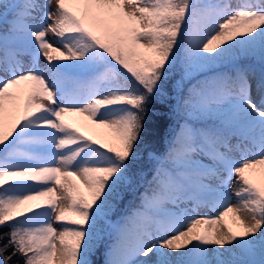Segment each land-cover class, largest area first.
I'll return each mask as SVG.
<instances>
[{
    "label": "snow or ice",
    "instance_id": "obj_1",
    "mask_svg": "<svg viewBox=\"0 0 264 264\" xmlns=\"http://www.w3.org/2000/svg\"><path fill=\"white\" fill-rule=\"evenodd\" d=\"M54 2L0 0V264H264V0Z\"/></svg>",
    "mask_w": 264,
    "mask_h": 264
},
{
    "label": "trees",
    "instance_id": "obj_2",
    "mask_svg": "<svg viewBox=\"0 0 264 264\" xmlns=\"http://www.w3.org/2000/svg\"><path fill=\"white\" fill-rule=\"evenodd\" d=\"M201 79V76L195 75L191 81H187L185 83V89L190 88L194 85H196ZM175 125V120L169 118V114L164 112L160 105H156L153 111V114L150 115V122H149V133L150 138H154L156 142L160 145L162 148L163 145L166 143L167 138L171 132V127ZM125 204H127V201H125ZM121 212L124 211V208L122 207L120 209ZM114 220L118 219V216L113 217ZM9 231L8 227H2L0 228V235H3ZM7 242V237L4 236V239L0 241V247H2L3 243ZM111 243V240L109 238H105L102 244L99 245L98 250L93 254L91 257L92 264H104V261L106 259V249L107 246ZM11 249H9V252ZM21 261V258L19 256L14 257L12 264H19Z\"/></svg>",
    "mask_w": 264,
    "mask_h": 264
},
{
    "label": "rangeland",
    "instance_id": "obj_3",
    "mask_svg": "<svg viewBox=\"0 0 264 264\" xmlns=\"http://www.w3.org/2000/svg\"><path fill=\"white\" fill-rule=\"evenodd\" d=\"M39 2L43 3V0H39ZM232 2L235 4L236 0H232ZM55 7H56V5H55V2L53 0L51 8L54 10ZM49 37H51V33H49ZM40 63H41V65H43L45 62L43 61V59H41ZM38 102L44 103L45 105H47L49 103L46 100L45 101H38ZM70 122L73 123V126L80 128L81 118L77 115H73ZM80 131L83 132L85 135H93V137L97 138V139L102 138V137L96 135L98 130L95 129V127L93 128V132H91V133L86 131L83 128H80ZM104 139H106V138H104ZM235 188H236V181H235V177H233L232 181L229 182L228 191L230 193L234 192ZM61 194H62V190H60L58 187H56L55 195L59 196ZM232 202L233 203L236 202V198L234 195L232 197ZM66 206H67V201H65V200H58L57 201V211H59L60 207H66ZM196 214L197 215H215V212L213 211L211 205H201ZM53 220H54V215H53ZM54 226H56V225L54 224Z\"/></svg>",
    "mask_w": 264,
    "mask_h": 264
}]
</instances>
